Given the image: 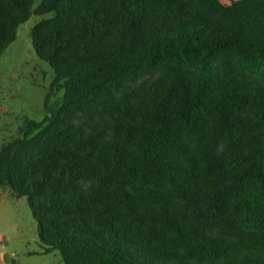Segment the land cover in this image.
<instances>
[{
    "label": "trees",
    "instance_id": "trees-1",
    "mask_svg": "<svg viewBox=\"0 0 264 264\" xmlns=\"http://www.w3.org/2000/svg\"><path fill=\"white\" fill-rule=\"evenodd\" d=\"M31 17L53 78L0 183L43 253L264 264V0H0V57Z\"/></svg>",
    "mask_w": 264,
    "mask_h": 264
},
{
    "label": "rangeland",
    "instance_id": "rangeland-1",
    "mask_svg": "<svg viewBox=\"0 0 264 264\" xmlns=\"http://www.w3.org/2000/svg\"><path fill=\"white\" fill-rule=\"evenodd\" d=\"M40 0H34V5ZM228 4L229 0H220ZM40 18L31 17L19 25L16 38L0 57V146L17 137L25 118L40 121L46 112L45 95L53 78L52 69L34 53L29 33ZM61 97L52 93L50 102ZM0 264H63L57 251L44 254L38 242L36 224L24 197L0 192Z\"/></svg>",
    "mask_w": 264,
    "mask_h": 264
},
{
    "label": "crops",
    "instance_id": "crops-1",
    "mask_svg": "<svg viewBox=\"0 0 264 264\" xmlns=\"http://www.w3.org/2000/svg\"><path fill=\"white\" fill-rule=\"evenodd\" d=\"M0 192H5L6 194H8V196H13L16 199L20 197L6 183H3V184L0 183ZM2 258H3V260H5L7 258V255L6 254H2ZM7 260H8V263H9V259L8 258H7Z\"/></svg>",
    "mask_w": 264,
    "mask_h": 264
},
{
    "label": "water",
    "instance_id": "water-1",
    "mask_svg": "<svg viewBox=\"0 0 264 264\" xmlns=\"http://www.w3.org/2000/svg\"><path fill=\"white\" fill-rule=\"evenodd\" d=\"M4 262L7 264L8 263V260H7V258L4 260Z\"/></svg>",
    "mask_w": 264,
    "mask_h": 264
},
{
    "label": "built area",
    "instance_id": "built-area-1",
    "mask_svg": "<svg viewBox=\"0 0 264 264\" xmlns=\"http://www.w3.org/2000/svg\"><path fill=\"white\" fill-rule=\"evenodd\" d=\"M0 245H1V243H0Z\"/></svg>",
    "mask_w": 264,
    "mask_h": 264
}]
</instances>
